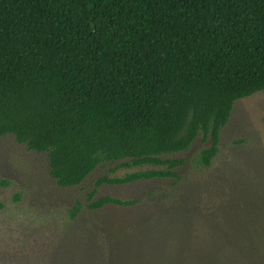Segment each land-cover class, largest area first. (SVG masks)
Instances as JSON below:
<instances>
[{
    "label": "trees",
    "instance_id": "obj_1",
    "mask_svg": "<svg viewBox=\"0 0 264 264\" xmlns=\"http://www.w3.org/2000/svg\"><path fill=\"white\" fill-rule=\"evenodd\" d=\"M263 90L264 0H0V138L45 153L60 188L150 167L97 178L89 211L138 203L94 200L102 185L178 180L198 137L208 167L234 103Z\"/></svg>",
    "mask_w": 264,
    "mask_h": 264
},
{
    "label": "rangeland",
    "instance_id": "obj_2",
    "mask_svg": "<svg viewBox=\"0 0 264 264\" xmlns=\"http://www.w3.org/2000/svg\"><path fill=\"white\" fill-rule=\"evenodd\" d=\"M198 137L179 179L102 185L94 198L138 200L89 211L97 178L150 167L101 164L60 188L45 153L0 138V264H264V90L234 103L208 167ZM81 205L74 219L69 210Z\"/></svg>",
    "mask_w": 264,
    "mask_h": 264
}]
</instances>
